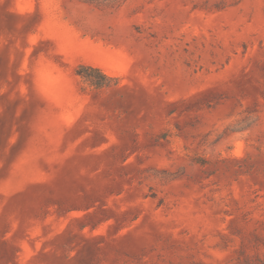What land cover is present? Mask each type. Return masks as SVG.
<instances>
[{"label":"rangeland","instance_id":"1","mask_svg":"<svg viewBox=\"0 0 264 264\" xmlns=\"http://www.w3.org/2000/svg\"><path fill=\"white\" fill-rule=\"evenodd\" d=\"M0 264H264V0H0Z\"/></svg>","mask_w":264,"mask_h":264},{"label":"trees","instance_id":"2","mask_svg":"<svg viewBox=\"0 0 264 264\" xmlns=\"http://www.w3.org/2000/svg\"><path fill=\"white\" fill-rule=\"evenodd\" d=\"M97 71L102 75L104 79H108L106 75H104L100 70L97 69Z\"/></svg>","mask_w":264,"mask_h":264}]
</instances>
